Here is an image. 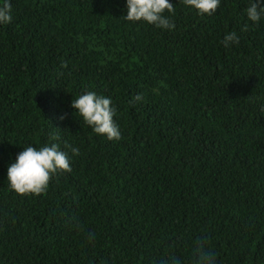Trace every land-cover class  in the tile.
Listing matches in <instances>:
<instances>
[{
  "label": "trees",
  "instance_id": "trees-1",
  "mask_svg": "<svg viewBox=\"0 0 264 264\" xmlns=\"http://www.w3.org/2000/svg\"><path fill=\"white\" fill-rule=\"evenodd\" d=\"M169 2L173 30L126 20V0H11L0 264H192L200 239L216 264H264V14L247 19L251 0H220L211 16ZM231 31L239 43L225 47ZM88 91L111 99L120 140L71 107ZM53 143L71 172L39 196L12 191L17 154Z\"/></svg>",
  "mask_w": 264,
  "mask_h": 264
},
{
  "label": "clouds",
  "instance_id": "clouds-1",
  "mask_svg": "<svg viewBox=\"0 0 264 264\" xmlns=\"http://www.w3.org/2000/svg\"><path fill=\"white\" fill-rule=\"evenodd\" d=\"M182 3L197 10L201 16H211L220 6V0H182ZM126 7L127 14L124 18L128 21H144L156 28L165 30L175 28V23L164 15L165 12L170 14L175 12V8L169 0H126ZM11 13V0H3V3H0V25L11 23ZM262 14H264V4L261 0H251L246 8L247 19L257 23L260 21ZM247 30V25L241 28L242 32ZM238 43L239 36L236 31L228 32L222 40L225 47ZM62 66L66 67L67 65ZM142 99L140 93L133 98L134 102H139ZM71 107L76 110L75 113L83 118L84 123L94 133L106 136L109 140H120L122 138L119 127L114 121L116 109L112 106L109 97L98 95L94 91H88L73 99ZM60 119H64V117L61 116ZM53 139H58V137H53ZM65 148H70L73 155H79L78 148L71 147L67 143ZM71 170L68 153L62 151L58 144L45 145L39 149L34 146H27L17 154L15 162L9 165L7 182L9 188L18 195L39 196L47 191L55 174L58 172H71ZM92 235L94 236V234ZM91 238L89 237V239ZM192 252V264H216V258L207 247L206 239L195 241ZM159 264H181V261L175 256H170L159 262Z\"/></svg>",
  "mask_w": 264,
  "mask_h": 264
}]
</instances>
